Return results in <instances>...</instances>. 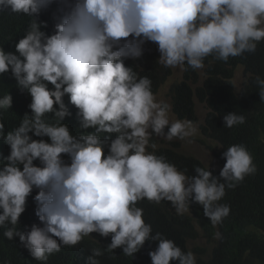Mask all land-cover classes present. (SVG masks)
Wrapping results in <instances>:
<instances>
[{
	"label": "clouds",
	"instance_id": "clouds-1",
	"mask_svg": "<svg viewBox=\"0 0 264 264\" xmlns=\"http://www.w3.org/2000/svg\"><path fill=\"white\" fill-rule=\"evenodd\" d=\"M262 20L264 0H0V264H122L154 217H188L195 233L161 234L147 264H249L255 245L234 253L222 237L243 184L232 187L230 164L249 167L253 153L244 140L227 147L204 135L209 108L196 97L195 119L184 116L181 82L194 70L202 83L198 59L222 40H237L242 57L255 52ZM197 103L214 163L194 156L202 166L184 171L167 157L192 155L181 144ZM201 197L213 210L193 214ZM254 204L264 208V193Z\"/></svg>",
	"mask_w": 264,
	"mask_h": 264
},
{
	"label": "trees",
	"instance_id": "trees-1",
	"mask_svg": "<svg viewBox=\"0 0 264 264\" xmlns=\"http://www.w3.org/2000/svg\"><path fill=\"white\" fill-rule=\"evenodd\" d=\"M197 11L198 7L192 3L190 14L194 15ZM237 44L238 41L234 39L222 40L217 47L203 50V56L198 60L206 64L205 78L199 83L198 73L194 70L184 75L181 82L183 99L180 111L184 116L195 119L196 97L209 108L205 124L201 126L204 135L227 147L244 140L251 149L253 163L249 167L236 160H233L229 167L228 180L231 181L232 187L243 184L230 193L231 207L227 232L222 241L227 243V250L234 253L237 247H245L247 242L253 243L256 253L251 261L248 259L249 264H264V239L254 231L264 229V208L254 204V200L264 193V105L260 103L264 102V43L260 44L255 52L243 57ZM237 65L244 67L247 76L240 94L234 92L231 81ZM236 112L244 114L245 123L242 124L241 120L232 122V116ZM167 158L184 171L199 170L202 166L201 161L194 156L172 150ZM251 172L260 175L252 181V178L245 181ZM241 189L243 190L236 194ZM194 201H190L189 206L193 214L200 215L213 210L211 201L205 197ZM223 202L228 200L224 198ZM148 219L153 231L141 247L133 248L130 259L118 258L122 264H147L148 257L154 255L152 248L163 244L161 234L180 239L182 235L193 236L195 233L194 229L189 227L188 217H176L173 220L159 217ZM245 250L242 259L245 258ZM158 264H172V260L159 258Z\"/></svg>",
	"mask_w": 264,
	"mask_h": 264
},
{
	"label": "rangeland",
	"instance_id": "rangeland-1",
	"mask_svg": "<svg viewBox=\"0 0 264 264\" xmlns=\"http://www.w3.org/2000/svg\"><path fill=\"white\" fill-rule=\"evenodd\" d=\"M226 13L227 12H225L224 10L215 11L214 17H217L219 15H223ZM230 13L234 14V15L240 14L239 11H232ZM262 23L264 25V20H262ZM234 72H235L234 82L236 85V90L238 91L241 88L245 74H244L242 66L235 67ZM175 76L176 75L170 76L163 83V85L161 86L159 93H158L159 99L165 98V93H166L169 85L171 84V82L173 81ZM206 112H207V110L203 105H201L199 103L196 104V114H197V118H198L199 122L194 123V124L193 123L188 124L186 138L182 142L181 148L185 152L192 154L193 156L202 160V162L204 164L212 165L214 163L212 146L215 147V144H214V142L210 141L205 136L201 135L200 128H199V123H202L204 121V117L206 115ZM197 137L202 139L204 141V143L200 142V141H196L195 138H197ZM196 187L201 189L205 193V195H207V196H211L213 194V192L205 190L204 187L200 184H196ZM182 209H184V208L182 207Z\"/></svg>",
	"mask_w": 264,
	"mask_h": 264
}]
</instances>
